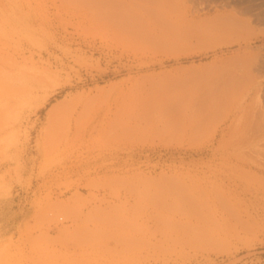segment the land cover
<instances>
[{"label": "rangeland", "instance_id": "obj_1", "mask_svg": "<svg viewBox=\"0 0 264 264\" xmlns=\"http://www.w3.org/2000/svg\"><path fill=\"white\" fill-rule=\"evenodd\" d=\"M15 213L0 264H264V0H0Z\"/></svg>", "mask_w": 264, "mask_h": 264}, {"label": "bare ground", "instance_id": "obj_2", "mask_svg": "<svg viewBox=\"0 0 264 264\" xmlns=\"http://www.w3.org/2000/svg\"><path fill=\"white\" fill-rule=\"evenodd\" d=\"M138 9V8H137ZM124 10V9H123ZM236 89V88H235ZM232 86L221 90L220 93L217 95L212 96L209 100H206L200 104H197V106H193L194 109H192V112L194 116L199 120L204 115L212 112L216 107L219 105L228 103L229 99L235 94V90ZM243 89V88H242ZM241 90V89H240ZM178 105V104H177ZM194 105V104H192ZM191 106V108H193ZM173 106V105H172ZM167 109V108H166ZM186 109V108H185ZM171 110V109H170ZM172 111V110H171ZM173 112V111H172ZM189 119V118H188ZM197 120V121H198ZM69 121V120H68Z\"/></svg>", "mask_w": 264, "mask_h": 264}, {"label": "crops", "instance_id": "obj_3", "mask_svg": "<svg viewBox=\"0 0 264 264\" xmlns=\"http://www.w3.org/2000/svg\"><path fill=\"white\" fill-rule=\"evenodd\" d=\"M25 183H27V180H25ZM18 194H19V192L14 194V196H17ZM18 209L19 208L17 207V210ZM14 211H15V209H14ZM13 216H16V217L14 219H12V221L8 225V228L0 225V239L4 238L6 236H9V235H14L15 231H17L21 228L22 220L20 219V215L15 213ZM8 229H9V231L7 232Z\"/></svg>", "mask_w": 264, "mask_h": 264}]
</instances>
